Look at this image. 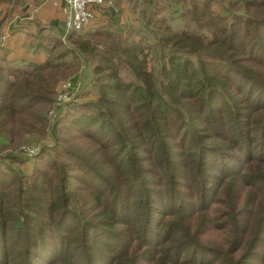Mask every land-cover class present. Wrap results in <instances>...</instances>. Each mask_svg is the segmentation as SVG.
I'll use <instances>...</instances> for the list:
<instances>
[{
	"label": "trees",
	"instance_id": "1",
	"mask_svg": "<svg viewBox=\"0 0 264 264\" xmlns=\"http://www.w3.org/2000/svg\"><path fill=\"white\" fill-rule=\"evenodd\" d=\"M128 1L0 47V264H264V0Z\"/></svg>",
	"mask_w": 264,
	"mask_h": 264
},
{
	"label": "crops",
	"instance_id": "2",
	"mask_svg": "<svg viewBox=\"0 0 264 264\" xmlns=\"http://www.w3.org/2000/svg\"><path fill=\"white\" fill-rule=\"evenodd\" d=\"M110 4L101 6L97 11L92 30L107 24H115L116 30H121L120 24L134 20L137 12H132L128 0H106ZM6 6H1L2 12ZM120 15V16H119ZM42 25L47 32H56L63 28V15L59 7L53 5L52 0H40L37 4L25 1L16 6L10 16L6 17L0 27V33L6 38V58L11 62H41L46 56L44 49H36L30 44L28 35L33 34L36 25Z\"/></svg>",
	"mask_w": 264,
	"mask_h": 264
},
{
	"label": "built area",
	"instance_id": "3",
	"mask_svg": "<svg viewBox=\"0 0 264 264\" xmlns=\"http://www.w3.org/2000/svg\"><path fill=\"white\" fill-rule=\"evenodd\" d=\"M52 3L61 10L66 34L70 31L78 32L90 29L95 22V17L99 8L106 4H110L106 0H52ZM6 45V38L0 33V47H6ZM78 89L79 83L72 84L70 79L60 82L57 86L55 102L60 104L69 101ZM54 113V107L48 110L46 116L49 121L53 120ZM33 151V148H26V152L29 155L32 154Z\"/></svg>",
	"mask_w": 264,
	"mask_h": 264
},
{
	"label": "rangeland",
	"instance_id": "4",
	"mask_svg": "<svg viewBox=\"0 0 264 264\" xmlns=\"http://www.w3.org/2000/svg\"><path fill=\"white\" fill-rule=\"evenodd\" d=\"M138 5V7H137V10H139L140 11V9H141V4H137ZM129 7H130V3H129ZM132 18L134 19V20H131V21H129V23L130 22H132L133 21V24L134 23H136L135 25H137V21L138 20H140V16H139V13L137 12V14H135V16H132ZM178 23V22H177ZM175 24V23H174ZM179 24V23H178ZM90 29H92V27H90ZM13 62V61H12ZM13 63H15V62H13ZM16 63H19V62H16ZM81 77H80V80L82 79V77H84V69H83V67H82V69H81ZM123 75L125 76L126 74L125 73H123ZM70 100V99H69ZM53 137H54V133H53V131L52 130H47V134H46V136H44V138H43V140H38V142L39 143H37L36 145H40V144H50V143H52V139H53ZM35 146V145H34ZM37 147V146H36ZM40 147V146H39ZM26 148L27 147H20V148H18V149H20V150H22V153L24 154V155H26V156H29V154H27V152H26ZM28 148H32V147H28ZM15 167L17 168V170H18V172L19 173H22V171L23 170H25V168H27V167H29V163H25L24 165H15Z\"/></svg>",
	"mask_w": 264,
	"mask_h": 264
}]
</instances>
